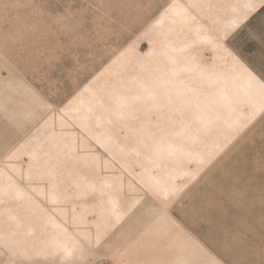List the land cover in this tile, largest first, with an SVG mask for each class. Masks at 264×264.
<instances>
[{"label": "rangeland", "instance_id": "374dc122", "mask_svg": "<svg viewBox=\"0 0 264 264\" xmlns=\"http://www.w3.org/2000/svg\"><path fill=\"white\" fill-rule=\"evenodd\" d=\"M176 1L0 0V253L158 264L163 212V264H264V10L202 45Z\"/></svg>", "mask_w": 264, "mask_h": 264}, {"label": "crops", "instance_id": "0c3cea01", "mask_svg": "<svg viewBox=\"0 0 264 264\" xmlns=\"http://www.w3.org/2000/svg\"><path fill=\"white\" fill-rule=\"evenodd\" d=\"M263 6L264 0H177L165 13L167 17L170 16L169 23H165L166 16L163 15V26L167 33L176 26V42L182 41L186 34L187 37L191 36L193 39H197L194 43L216 45L223 39H228ZM172 38L166 37L165 39L171 43ZM186 43L183 42V45L185 46ZM158 215L160 218L158 217L157 226L142 231V241L137 247L142 246L143 251L135 248L133 251H135L134 254L136 251L149 253L150 257L158 261V264H163V212ZM152 219L157 220L156 217L150 216L149 220ZM17 230L22 232L18 228ZM26 236H30L31 240L23 239L21 243L1 245L0 264H39L40 252L47 253L49 248L39 245L40 237L37 232L34 233L32 230V234ZM112 238L116 240L117 237L113 234ZM119 250L120 248L117 249V251ZM67 251L70 250L64 245L65 256L62 254L52 258L45 255L41 259H53L60 264H77L71 261ZM133 256L128 254L129 258ZM136 257L138 258L137 255ZM133 258L132 260L135 259ZM126 264L136 263L132 261Z\"/></svg>", "mask_w": 264, "mask_h": 264}, {"label": "trees", "instance_id": "16d2710c", "mask_svg": "<svg viewBox=\"0 0 264 264\" xmlns=\"http://www.w3.org/2000/svg\"><path fill=\"white\" fill-rule=\"evenodd\" d=\"M263 10H264V6L258 12L261 13Z\"/></svg>", "mask_w": 264, "mask_h": 264}]
</instances>
